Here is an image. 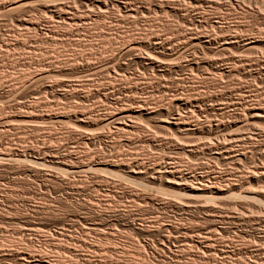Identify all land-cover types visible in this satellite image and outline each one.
I'll return each mask as SVG.
<instances>
[{
  "label": "bare ground",
  "instance_id": "1",
  "mask_svg": "<svg viewBox=\"0 0 264 264\" xmlns=\"http://www.w3.org/2000/svg\"><path fill=\"white\" fill-rule=\"evenodd\" d=\"M8 1H1L0 4L2 6L0 7L5 8L0 10L1 12L3 10H5V13L14 12L21 10L26 4H29L28 1V3L18 0ZM222 2L223 0H73V2L68 4L55 5V8L48 7L46 5L48 3H44L45 5L43 3L40 4L44 7L46 6V15L51 20L49 22L56 25V28L59 26L63 32L54 33L53 31L55 40H73L78 36L74 40L76 42L82 41V36H79L78 32L83 31V36L88 38L92 31H97V25L93 22H102L106 24L105 26L108 25L109 28L101 24L103 26L101 30L103 29L105 32L103 30L100 31L103 33L100 36H103L108 42L114 43H112V48H107L109 46H106L105 50L102 49L103 53L99 57L100 59L97 58V62L91 58L90 52L89 56L87 55L86 59L84 58V65L80 64L76 59L68 58L67 55L56 58L58 67L60 65L72 66L65 67V71L61 69L63 71L62 74L65 73L69 76L78 74L77 77L83 79L93 78L95 75L100 76V74L107 77L104 85H98V88L95 89L96 91H92V95L105 98L103 108L96 109L95 111L91 108L87 112L83 109L79 112V116L76 115L77 110L75 108H69L65 111L64 115L60 113L58 117L61 115L66 116V118L76 117L82 123V127L89 130V136L92 135L90 127L93 125V127L97 126L93 129H98L99 132L96 131L94 133L92 129L93 135L88 136V140H92L95 135L102 137L110 134L113 137L115 135L128 139V141L136 138L135 136H140V138L144 137L142 146L148 144L158 149L164 142L158 136L161 131H153L151 129V127H155L163 130L165 133H171L172 137L177 139L175 141L178 145L175 148L179 147L182 150H188L192 155L205 153L210 158V161L218 162L224 168H229L232 165L233 171H228L230 172L229 174L220 177L216 174V170L218 173V169L215 170V166L213 164L210 166L208 162L206 165H203V168L201 167V172H195L194 167L191 166L192 169L182 159L184 151L183 154L182 152L180 153L182 155H177L179 153L175 151L179 157L175 162L171 163L166 160L171 165L161 160V158L147 163L138 158L115 160L106 158V156L102 157L90 154L84 156L82 154L69 156L70 158L64 157L61 160L53 162V166L57 170L65 171L64 173L79 175L78 177H86V175L92 177L94 173L107 172L115 173L118 176H125L126 179L135 182L144 183L145 181L155 183L156 180L164 181L167 185L164 189H169L168 191L172 193L182 194V196L185 195L193 199L196 197V199H202V202L186 200V202L183 201L182 203L187 208L202 209L210 216V218L208 217L209 221L215 218V216H219L222 220H226L227 223V221L233 220L235 217L233 214L235 211L233 210L238 209L241 211L238 208L240 205L236 201H234L235 203L225 201L239 199L254 202L258 204V209L254 208L255 211L251 210L250 214H245V216L241 217V221L248 223L256 235L258 234L256 241L253 243H251L252 240L250 241L252 249L248 250V252L242 253L240 251L237 253L239 255L234 253L236 256L233 259L234 255L225 247L217 248V237L210 239L209 235H207L208 239L207 236L197 233V239L195 238V240L196 243L199 242L202 245L203 254L207 253L208 257H211L210 260H212L206 262L204 261L205 259H202L200 260L201 264H264V95L263 92V96L259 92V94L254 92L256 88L253 89L252 84L249 86L245 85V82H248L245 75H247L248 79L249 77L255 79L258 75L263 74L260 78H264V56H262V53H264V30L259 26H256L259 28H255L254 26L245 27L242 25L243 23L224 25L225 23L222 24V21H220L223 19L220 17L221 15L218 17L208 14L207 11L210 9L204 11V7L206 6H209L212 10L219 9ZM107 14L115 15L113 17H119L120 20L116 19L117 23L111 24L112 21L109 19L110 22L108 24L106 21H103L107 17ZM169 15L179 17V22L183 28L175 31L171 22L172 20H169ZM152 17L156 20L158 19L159 21L157 22H162L160 20L166 21L167 24H165L169 31L167 29H165L166 31H162L160 28L156 30L150 26L149 28L153 30L145 28L141 31L139 30L140 32L134 31L135 33H132L129 31V33H124V28V32L120 28L122 30H120L122 32L121 35L116 33L120 35L121 41H116L114 37L115 32L113 34L104 29L108 28L111 30L112 25L117 28L120 26V23L122 24V22L126 21L130 25L139 24L140 20L151 19ZM19 22V26H23L24 31L27 33H31V31L38 32L42 29L40 28L41 21H35L30 17H21ZM157 22L154 21V23ZM80 26L83 27L81 30L78 29ZM54 27L53 29H55ZM100 36L99 38H101ZM84 37L83 39H86ZM51 61L49 60L48 62L53 64ZM50 64H44L43 67L40 66L41 68H38L39 73L38 71L37 73L40 76L39 79L37 77L38 80L35 79L36 81L31 82L32 86L42 79L53 76L57 77V75H54L58 73L56 70L51 72L48 69V67L54 68L52 67L54 64ZM60 71L59 75L61 74ZM185 71H189L190 74L188 90L181 85V82L184 81L182 73ZM178 72L180 74L175 76L174 73L177 74ZM242 72L246 80L244 81L245 84L239 81V84L237 82L236 85H234L235 83L230 86L227 85L219 92H211L212 90H208L207 87L203 91V89L196 87L195 81L198 77L204 80H211V78L224 79V77L235 78L236 80L235 75H240ZM154 84H157V86ZM57 86L68 88L61 93L65 96L67 94L71 95L76 90L74 85L69 86V83L64 80H56L55 83L49 84L52 90ZM82 89L84 90L82 91L83 98L88 99L92 96H90V92L86 93L87 88L85 89L84 87ZM155 90L161 95L160 100L152 99ZM229 109L233 110L234 115L232 117V112L230 114ZM62 120L61 118L58 119L61 122ZM71 152L72 154L76 153ZM175 152L172 153L175 154ZM167 157L170 158V155ZM37 163L43 164L42 162ZM193 179L196 182H193ZM179 180L180 183H178ZM177 184H180V186H177ZM179 187L184 192H181ZM220 202L222 204L219 205ZM106 215L105 217H107ZM119 218L122 219L121 217ZM145 228L147 229L148 227ZM224 228L230 230L231 226H224ZM140 229L148 231L144 227ZM171 230L168 231L171 232ZM179 231L178 229L174 230L170 235H166L164 241L162 239L161 242L170 244L171 241H174V243L177 242L178 246L185 245V242L183 243L184 240L180 239ZM40 233L45 237L49 236L45 230H40ZM72 234L69 235L72 237ZM80 237L75 236L74 242L72 241L73 243L68 240V242L61 240L58 243L59 246L65 242L62 251L60 250L61 247L59 249L55 247L53 252V249L47 251V247L36 248L32 244L22 246L25 249L23 250L25 252L22 253L16 250L4 253L0 249V262H16L20 259L19 264H92L93 256L87 255L89 257L82 258L85 245L88 242L86 238L83 237L84 240ZM20 241V239H16V241L12 242H16L17 244L15 245H19ZM193 245L196 246L192 244L188 248H191ZM91 247L88 250L90 254H97L98 250L96 247H93V245ZM198 248L196 247V249ZM32 249L37 252V255L32 253ZM198 251L202 252L201 249L197 250L195 251V255L200 257L201 253L199 254ZM105 252L108 253V250H105ZM218 252H221L220 255H222L221 258L223 259L220 263L216 258L219 255ZM24 253L27 255H24ZM28 256L31 261L27 260ZM93 264L104 263L93 262Z\"/></svg>",
  "mask_w": 264,
  "mask_h": 264
},
{
  "label": "rangeland",
  "instance_id": "2",
  "mask_svg": "<svg viewBox=\"0 0 264 264\" xmlns=\"http://www.w3.org/2000/svg\"><path fill=\"white\" fill-rule=\"evenodd\" d=\"M1 1L4 0H0V3ZM7 1L5 0V2ZM18 1L29 2L30 5L25 3L26 5L21 10L10 13H5V10H3V14V11H0V249L4 253L15 250L22 253L25 252L22 246L32 244L36 248L47 247V251L53 249V252L55 247L56 249L61 247L62 249L60 248V250L62 251L65 242L59 246L58 243L61 240L74 242L75 236L80 237L82 235L80 238H86L88 242L85 241L87 244L85 245L82 258L93 256L92 264L93 262L104 264H201L200 260L202 259L210 262L212 261L210 260L211 257H208L207 253L203 254L202 245L199 242L196 243L195 238L197 239V233L205 236L209 235L210 239L217 237V248L225 247L232 252L234 255L233 259L236 256L234 253L237 254L240 251L245 253V251L248 252V250L252 249L250 244L256 241L258 234L256 235L248 223L242 222L241 217L245 216V214H250L251 210L255 211V209H258V204L254 202L239 199L225 201L231 203H235L234 201H236L240 205L238 208L241 211L238 209L233 210L235 211L233 212L235 217L233 220L227 221V223L226 220H222L219 216H215V218H212L213 220L209 221L210 216L205 211L200 208H187L182 203L183 201L186 202V200L202 202V199H196L197 197L193 199L185 195L182 196V194L172 193L168 191L169 189H164L167 186L164 181L156 180L155 183L145 181L142 183L138 181V183L126 179L125 176H118L115 173L107 172L94 173L92 177L90 175L78 177L79 175L64 173L65 171L57 170L53 166V162L61 160L64 157L70 158L69 156L82 154L84 156L89 154L106 156V158L115 160L138 158L147 163L161 158L163 161L167 160L172 163L179 158L177 155H182L184 151L186 155L183 154L182 159L190 167H194L195 172H201L203 165H206L208 162L210 166H212L211 164L215 166V170L218 169L219 174L217 170L216 174L220 177L229 174L230 172L228 171H233L232 165L229 168L227 167L228 169L225 167V169L222 164L213 160V162L210 161V158L205 153L193 154V156L188 150H182L179 147L175 148L178 145L175 141L177 139L172 137L171 133H165L163 130L155 127H151V129L153 131H161L158 136L164 142L161 145L162 147L160 146L158 149L148 144L142 146L144 137L140 138V136H135L136 138L128 141V139L115 135L113 137V135L108 134L102 137L95 135L92 140H88L89 130L82 127V123L76 117H70L71 120L62 115L58 117L60 113L64 115L65 111L69 108H75L77 116H79V112L83 109L87 112L91 108L93 111L103 108L105 98L102 96L97 97L94 94L92 95V93L96 91L95 89L98 88V85H104L107 77L100 74V76L95 75L96 77L83 79L77 77L78 74H74L73 76L65 73L62 74L65 71V67L72 66L60 65L58 67L56 58L67 55L68 58L71 57L76 59L80 64H85V57L90 52L92 56L90 57L96 61L98 60L97 58L101 57L106 46H109L107 48L113 47V42H108L103 36H100L103 34L100 32L103 30H101V27L106 25L102 22H93L97 25V31L94 30L97 35L92 31L93 33L91 32L88 36L89 39L83 36V31L78 32L79 36H82V41L79 42L74 40L78 36L73 40L66 38V40L54 39L53 31L54 33L63 32L59 26L58 29L56 25L49 22L51 20L45 11L47 8L41 4L48 3L46 4L48 7L55 8V5L68 4L73 2V0H48V2L46 0H44L45 2L42 0ZM223 2L219 9L212 10L209 6H206L204 7V11L210 9L211 12L208 10V14L218 17L221 15L220 17L223 19L220 21H222V24L225 23L224 25L243 23L242 25L245 27L254 26L255 28L260 27L264 30V0H223ZM32 3L34 4L32 5ZM2 9L5 8H1L0 10ZM113 16L115 15L107 14V17L103 21H106V23L112 21L111 24L117 23L116 19H119V17ZM21 17H30L35 21H41L40 28L43 30L40 29L38 32L31 31V33H27L24 31L23 26H19ZM146 20H140L139 24H134L135 26L133 24L130 25L126 21L122 22V24L120 23V26L117 28L112 25L110 30L107 25L105 27L108 28L104 29L113 34L115 32L114 37L116 41H121L120 35L123 28L125 30V32L123 30L124 33H129V31L132 33L134 31L138 32L150 26L156 30L159 28L162 31L168 30V27H166L167 23L164 20L157 22L159 20H156L154 17ZM153 20L157 23H154ZM169 20L172 22L175 31L183 28L179 22V17L169 15ZM158 23L159 26L161 23L162 25L159 27ZM101 24L104 25L101 26ZM50 26H52V29ZM82 28V26L78 27L79 30ZM103 32L105 31L103 30ZM83 37L86 39H83ZM97 53L99 56H97ZM262 56H264V53H262ZM49 60H52L51 63L53 62L54 65L50 64ZM44 64L53 65L52 67L54 68L57 65L55 69L48 67L51 72L55 70L58 72L54 74L57 77L53 76L42 79L32 86L31 82L37 79V77L39 79V69ZM59 71L62 75H59ZM185 72L182 73L184 81L181 82V85L187 89L190 85V74L189 71ZM179 74L180 72L174 73L175 76ZM23 75L25 76L23 77ZM262 75H258L255 79L249 77L250 80L245 75L246 80H248V82H245L246 84L244 83L246 80L244 79L243 72L240 75H235L236 80L235 78L224 77V79L219 78L220 80L215 78H211V80L205 79L209 81L206 82L203 78L198 77L195 83L196 87L203 89V91L208 88V90H212L211 92H219L227 85L230 86L233 83L236 85L237 82L239 84V81H241V83L247 86L252 84L253 89L256 88L254 92H259L263 96L264 78H262L263 80L260 78ZM61 79L68 82L69 86L74 85L76 87L75 92H72L74 95L72 93L66 96L61 94L64 90L68 89L67 87L61 88L57 86L54 90L49 87V84L55 83L56 80L62 81ZM232 80L233 82H231ZM154 85L157 86V84ZM84 87L85 89L87 88L86 93L90 92V96L92 95L88 99L82 96V91H84L82 88ZM185 89L184 91H186ZM80 91L81 93H79ZM152 99L160 100L161 95L155 90ZM229 110L230 114L232 112V117L234 115L233 110ZM60 118L63 119L62 122L58 121ZM93 126L90 127L92 135L93 132H99L98 129H93L97 126ZM141 135L143 136L142 133ZM170 147H173V150ZM71 151L76 153L72 154ZM175 151H178L177 153L179 154ZM172 152H175V154ZM181 152L182 154H180ZM167 154L170 155V158L167 157ZM37 162H42L43 164ZM171 163L167 164L171 165ZM245 166L247 165L245 164ZM177 178L179 179V177ZM193 182H196V180L193 179ZM178 183H180V180ZM177 186H180V184H177ZM179 190L184 192L180 187ZM220 204L222 203L220 202ZM215 221L217 222L215 223ZM224 226H231V228L228 230ZM141 227H144V229L148 227L146 229L148 231H142ZM177 229L178 231L180 230L179 236L180 239L184 240L183 243L185 242V245L178 246L177 242L174 243V241H171L170 244L161 242L162 239L164 241L166 235H170ZM40 230L47 231L49 236H43ZM168 230H171V232ZM69 234L73 235V239ZM16 239L21 240L19 245H15L17 244L16 242H12L16 241ZM99 244H101L100 247ZM192 244L196 246L193 245L191 248H188ZM91 245L93 247L98 245L96 249L99 253L97 252L95 255L91 253V255L88 251L92 248ZM182 246L185 248H181ZM196 247L199 248L196 249ZM190 249L193 250L190 251ZM200 249L202 252L198 251L199 254L201 253L200 257H198V255H195V251ZM105 250H108L109 254ZM110 251L113 253L111 254ZM32 253L37 255V252L33 249ZM220 253L218 252L219 255L216 257L219 263L223 260ZM24 255L27 254L24 253ZM27 260L31 261L29 256ZM20 261V259L16 262L5 261L0 262V264H19ZM23 261L27 262L26 260Z\"/></svg>",
  "mask_w": 264,
  "mask_h": 264
}]
</instances>
